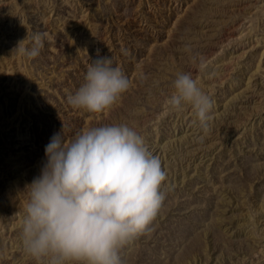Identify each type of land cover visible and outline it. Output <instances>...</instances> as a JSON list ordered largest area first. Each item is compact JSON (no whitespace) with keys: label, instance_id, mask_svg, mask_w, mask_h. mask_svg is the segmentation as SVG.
Here are the masks:
<instances>
[{"label":"rangeland","instance_id":"374dc122","mask_svg":"<svg viewBox=\"0 0 264 264\" xmlns=\"http://www.w3.org/2000/svg\"><path fill=\"white\" fill-rule=\"evenodd\" d=\"M36 32L29 59L16 49ZM103 57L129 90L110 111L74 108ZM179 73L212 98L208 130L167 104ZM122 124L166 172L123 264H264V0H0V264H37L22 250L24 191L53 135Z\"/></svg>","mask_w":264,"mask_h":264},{"label":"clouds","instance_id":"9594fccd","mask_svg":"<svg viewBox=\"0 0 264 264\" xmlns=\"http://www.w3.org/2000/svg\"><path fill=\"white\" fill-rule=\"evenodd\" d=\"M44 33L32 46L16 49L27 58L39 56ZM112 58L89 64L85 82L68 103L93 113L110 111L130 88ZM167 99L171 109L185 104L196 110L208 130L212 98L190 73H179ZM63 132V131H62ZM166 180L159 157L127 125L83 129L71 140L53 135L45 147L40 174L26 186L22 250L37 264H123L121 250L151 231L165 200Z\"/></svg>","mask_w":264,"mask_h":264}]
</instances>
